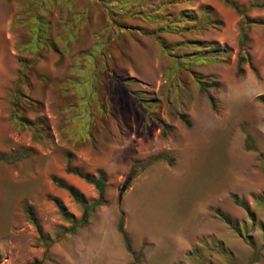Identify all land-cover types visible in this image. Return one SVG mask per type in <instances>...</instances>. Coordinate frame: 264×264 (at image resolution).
Returning <instances> with one entry per match:
<instances>
[{
	"label": "rangeland",
	"instance_id": "1",
	"mask_svg": "<svg viewBox=\"0 0 264 264\" xmlns=\"http://www.w3.org/2000/svg\"><path fill=\"white\" fill-rule=\"evenodd\" d=\"M228 1L0 0V154L24 153L0 161V264H264V0ZM181 10L195 19L157 33L164 50L165 22L142 13ZM14 98L47 132L18 126ZM162 151L172 164L130 168ZM66 163L105 177L72 232L49 197L75 219L82 206L52 177L97 193Z\"/></svg>",
	"mask_w": 264,
	"mask_h": 264
},
{
	"label": "trees",
	"instance_id": "2",
	"mask_svg": "<svg viewBox=\"0 0 264 264\" xmlns=\"http://www.w3.org/2000/svg\"><path fill=\"white\" fill-rule=\"evenodd\" d=\"M226 2H229L228 0H224ZM113 12V11H112ZM152 17L151 21L153 22H158V21H163L165 23H163L162 25L158 24L156 26L155 29H152V34L157 38L158 42L160 43V45L162 46V48L164 50H169L167 48V44L163 41V39L157 34L160 31H167V30H172L174 32H179L178 30H182L185 27L180 26V24L182 21H189V20H193L194 21V17L190 12H187L185 10H181L179 12V15L176 19L172 20L171 23L170 21H167L165 19L162 20L161 17H158L157 15H151L149 13V11L147 13H142V17L145 19H148L149 17ZM160 18V19H159ZM167 19V18H166ZM177 23V24H176ZM171 24V25H170ZM119 26V25H117ZM119 32L122 31V28L119 26ZM243 62L242 57H238L237 58V63H236V72L239 74L242 72V68H241V64ZM192 76L194 77L195 81L199 84V87L203 90L206 89L207 84L210 83H206L203 80V77H201L200 75H198L197 73L192 72L191 73ZM21 76L23 77V75L21 74ZM24 81V80H23ZM14 95H16V92L14 93ZM208 97V101L209 104L211 106V108L215 109V102L214 99L211 95H207ZM258 100L261 101L262 103H264V94H260L257 96ZM15 98L13 100V106L14 108L16 107V101ZM18 110L15 108V111L12 113V118L17 122L18 126H26V125H31V126H36L37 129H40L39 127L43 126V129L45 132H47L48 128L46 127V125L44 124L45 121H42L40 118H36L33 121H29L27 119H24V117L20 116L18 114ZM20 111V110H19ZM178 117L180 120H182L186 125L188 124V121L186 120V117L184 114L180 113L178 114ZM43 124V125H42ZM164 128H168L167 125H164ZM249 137L246 135L245 136V140H247ZM24 153H11V154H0V161H11L15 158H17L18 156H23ZM158 160H164L167 164H172L173 162V157L170 156V154L166 151H162V152H158L154 155H150L147 156L143 159H137V160H132L131 166L130 168L134 171V172H138L144 168H146L147 166L151 165L152 163L158 161ZM64 170L67 173H73L76 174L78 177H80L82 180H84L87 183H90L94 186V188L96 189V198L91 201L90 203H86L85 199L83 198V196L81 195V193H79L74 187H72L71 185L65 183L62 179L53 176L52 177V181L58 186L61 187L63 189H65L67 191V193L76 201L78 202L81 206H82V211L79 215L78 218H74L70 213H68L64 206L62 205L61 201L57 198V197H49V200L54 204V206L57 208L59 214L62 216V218L66 221L69 222V226L67 227V231L68 232H72L76 227H81L84 226L87 222V217H88V213L97 205H101L104 203V188H105V177L104 175L99 172L97 175H90L87 173H83L81 171H78L76 169H72L70 168L67 163L65 165ZM233 199L235 200V197L233 196ZM241 204V203H239ZM242 205V204H241ZM24 212L28 218V220L35 226V228L39 231V223L38 220L34 214L33 208L31 207V205H24ZM221 217L222 219H224L225 222H228L227 219L218 211H216ZM116 230L117 232L120 234L124 247L127 251L131 252V241H130V237L128 236V234L125 232L124 227H123V213L120 210L119 211V216L116 222Z\"/></svg>",
	"mask_w": 264,
	"mask_h": 264
},
{
	"label": "crops",
	"instance_id": "3",
	"mask_svg": "<svg viewBox=\"0 0 264 264\" xmlns=\"http://www.w3.org/2000/svg\"><path fill=\"white\" fill-rule=\"evenodd\" d=\"M1 102H0V107H1ZM3 125H4V115L1 111V108H0V150L1 149H4V140L6 139L7 140V130H3Z\"/></svg>",
	"mask_w": 264,
	"mask_h": 264
},
{
	"label": "water",
	"instance_id": "4",
	"mask_svg": "<svg viewBox=\"0 0 264 264\" xmlns=\"http://www.w3.org/2000/svg\"><path fill=\"white\" fill-rule=\"evenodd\" d=\"M128 179H129V176H127V177H126V180L124 181V183H126ZM124 183H123V185H122L121 189H123V188H124Z\"/></svg>",
	"mask_w": 264,
	"mask_h": 264
}]
</instances>
